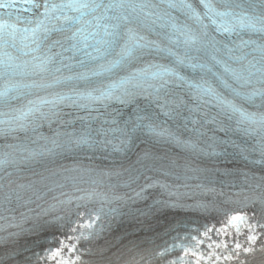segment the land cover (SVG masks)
<instances>
[{"label": "snow or ice", "instance_id": "snow-or-ice-1", "mask_svg": "<svg viewBox=\"0 0 264 264\" xmlns=\"http://www.w3.org/2000/svg\"><path fill=\"white\" fill-rule=\"evenodd\" d=\"M40 5H36V7H39ZM122 5H114V4H108V5H103L102 3H98L97 0H68V3L66 4H61V5H51L52 8H68L73 11H81L83 9H88L90 11H94L99 8H113V7H121ZM85 13L81 11V17H83ZM66 19H73L71 17H66ZM39 26V25H38ZM35 32V30H33ZM79 31V30H78ZM87 142V141H83ZM234 219H240V217H235ZM239 247V245H237Z\"/></svg>", "mask_w": 264, "mask_h": 264}]
</instances>
